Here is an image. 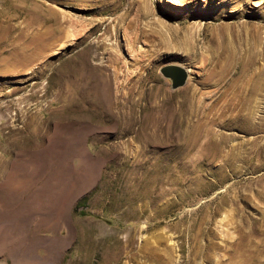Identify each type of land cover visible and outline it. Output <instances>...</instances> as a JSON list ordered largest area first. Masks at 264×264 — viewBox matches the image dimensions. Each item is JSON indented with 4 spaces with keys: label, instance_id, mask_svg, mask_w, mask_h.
I'll use <instances>...</instances> for the list:
<instances>
[{
    "label": "rangeland",
    "instance_id": "1",
    "mask_svg": "<svg viewBox=\"0 0 264 264\" xmlns=\"http://www.w3.org/2000/svg\"><path fill=\"white\" fill-rule=\"evenodd\" d=\"M0 264H264V0H0Z\"/></svg>",
    "mask_w": 264,
    "mask_h": 264
},
{
    "label": "water",
    "instance_id": "2",
    "mask_svg": "<svg viewBox=\"0 0 264 264\" xmlns=\"http://www.w3.org/2000/svg\"><path fill=\"white\" fill-rule=\"evenodd\" d=\"M160 73L164 78L171 81L172 89L182 87L187 79V72L179 66H164L160 69Z\"/></svg>",
    "mask_w": 264,
    "mask_h": 264
},
{
    "label": "bare ground",
    "instance_id": "3",
    "mask_svg": "<svg viewBox=\"0 0 264 264\" xmlns=\"http://www.w3.org/2000/svg\"><path fill=\"white\" fill-rule=\"evenodd\" d=\"M2 21V20H1Z\"/></svg>",
    "mask_w": 264,
    "mask_h": 264
}]
</instances>
